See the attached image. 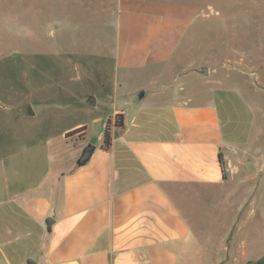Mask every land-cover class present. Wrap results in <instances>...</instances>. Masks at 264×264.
I'll return each mask as SVG.
<instances>
[{
	"label": "rangeland",
	"instance_id": "rangeland-1",
	"mask_svg": "<svg viewBox=\"0 0 264 264\" xmlns=\"http://www.w3.org/2000/svg\"><path fill=\"white\" fill-rule=\"evenodd\" d=\"M171 1L189 2L195 12L172 58L159 66L164 68L159 80L170 85L171 92L163 99L168 102L173 93L179 97L189 92V100L213 101L228 130L226 138L234 142L236 133L264 132V0ZM86 4L0 0V154L8 156L0 162L1 201H9L8 194L26 182L27 178L13 181L16 167L35 171L34 158L46 151L53 171L72 168L79 147L101 140L103 121L114 109L138 115L147 136L165 135L158 129L162 97L133 100L139 87L155 77L151 70L127 73L113 60L116 8L103 12ZM58 17L67 20L53 22ZM202 66L212 69L210 78L199 71ZM77 124L86 126L85 136L84 130L63 136ZM235 146L233 152L239 147ZM19 150L23 156L16 154ZM182 189L178 194L187 201L195 232L189 261L213 264L243 187L232 197L224 192L219 197L224 203L213 201V192L205 196L197 189ZM251 195L238 213L233 234L252 255L242 264H264V184ZM16 206L14 201L0 206V264H27L39 243L38 226L23 220Z\"/></svg>",
	"mask_w": 264,
	"mask_h": 264
},
{
	"label": "crops",
	"instance_id": "crops-1",
	"mask_svg": "<svg viewBox=\"0 0 264 264\" xmlns=\"http://www.w3.org/2000/svg\"><path fill=\"white\" fill-rule=\"evenodd\" d=\"M82 2L103 12L116 8L113 60L117 69L127 73L151 70L155 77L139 87L133 100L162 97L158 129L165 135L147 136L138 115L114 109L108 117L113 120L116 113H122L123 127L112 125L109 148L100 147L102 136L84 164L74 161L70 169L53 171L46 151L45 156L34 158L35 181V171L16 167L13 181L27 178L26 182L8 194L9 201L0 200V206L16 202L22 219L38 226L34 264H191L189 245L195 232L187 201L178 194L180 188L197 189L205 196L213 192L212 200L224 203L219 197L224 192L235 196L237 187H243L239 192L243 195L233 207L234 220L221 236L213 264L248 261L252 255L243 244H237L233 229L251 194L264 184V132L236 133V142L227 139L228 130L216 103L189 100V92L179 97L173 93L167 102L163 98L169 97L170 85L159 80L164 74L159 66L172 58L193 24L195 7L171 0ZM66 20L58 17L53 22ZM211 73L208 67L203 76L210 78ZM104 125L105 121L102 130ZM79 126L66 129L63 136ZM233 145L237 152L231 150ZM16 154L23 156L22 150ZM6 157L1 153L0 162ZM228 236H232L229 243Z\"/></svg>",
	"mask_w": 264,
	"mask_h": 264
},
{
	"label": "trees",
	"instance_id": "trees-1",
	"mask_svg": "<svg viewBox=\"0 0 264 264\" xmlns=\"http://www.w3.org/2000/svg\"><path fill=\"white\" fill-rule=\"evenodd\" d=\"M109 118L110 117H108L106 119V122H105V125L103 128V139H102V143L100 146L104 150H107L109 148L111 141H112V134L109 131L110 130L109 129L110 123L113 121L112 125L115 126L116 128H122L123 127V114L122 113H116L114 120H111V118L110 119ZM84 129H85V125H81L75 129H73L72 131L79 132V131H82ZM67 133H69V132H67ZM219 163H220L222 175L225 177V163H224L220 153H219Z\"/></svg>",
	"mask_w": 264,
	"mask_h": 264
},
{
	"label": "water",
	"instance_id": "water-1",
	"mask_svg": "<svg viewBox=\"0 0 264 264\" xmlns=\"http://www.w3.org/2000/svg\"><path fill=\"white\" fill-rule=\"evenodd\" d=\"M199 71H200L201 73L207 74V73H208V68H207L206 66H202V67L199 69ZM89 101H90L91 104H95V98H94V96H89ZM94 148H95V145H94V144H92V143H88V144H86V145L82 148V150H81L79 156L77 157V159H76V163H77L78 165H82V164H84V163L89 159V157L91 156V154H92ZM28 262H29L30 264H34V263H35L33 259H29Z\"/></svg>",
	"mask_w": 264,
	"mask_h": 264
}]
</instances>
